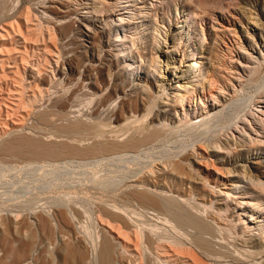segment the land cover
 I'll use <instances>...</instances> for the list:
<instances>
[{"label": "bare ground", "instance_id": "bare-ground-1", "mask_svg": "<svg viewBox=\"0 0 264 264\" xmlns=\"http://www.w3.org/2000/svg\"><path fill=\"white\" fill-rule=\"evenodd\" d=\"M72 2L76 6L83 5L86 8L83 12L97 11L93 1ZM118 2H123V10L110 11L113 15L105 19L106 29L115 34L109 44L114 49L115 61L107 66L108 82L96 84V75L92 76L94 70L88 68L91 59L71 54L69 68L74 69L73 58L78 67L76 78L73 76L75 85L68 89L67 85L72 82H67V87L61 85L62 88L59 86L61 79H58L61 93L57 92L49 105L41 109L39 96L41 98L44 90L52 85L46 70L36 64L29 65L22 56L24 53L19 60L9 53V56L0 57V66L7 64L8 68L0 77V120L2 132L11 135L0 143V153L52 159L94 158L92 162L78 164L84 166L79 174L84 175L86 183L82 181L80 185L77 179L74 180L77 185L74 181L73 185H68V181L65 186L60 183L53 189V192L62 193L66 200L56 194L50 202L46 200L49 203L45 201L39 211L31 208L26 220H19V215L18 221L11 222L14 226L10 222H0V264H264V210L258 208L264 197L254 201L251 196L252 192L264 196V179L248 163L252 158V144L264 143L261 138L264 135V86L257 88V99L249 110L233 114L235 120L226 124L228 127L221 136L203 141L193 139L190 148L174 152L164 150L159 157L149 152L184 133L195 138L202 135V138L210 130V121L228 115L224 110L230 106L246 72L255 68L260 56L264 59V32L260 31L255 39L249 31L250 28L256 31L258 26L264 28L260 14H252L251 7L248 13L240 11L236 18V13H229L251 37V46L247 51L244 40L238 37L235 20H229L228 25L223 26L227 41L220 37L222 35L218 37L230 52L228 60L221 61L214 45L196 46L192 41L184 46L180 55L178 47L183 40H189L192 32L194 40L198 36L194 35L195 28L190 32L186 26L188 18L178 16L177 7L175 27L178 31L171 32L163 25L158 26L156 9L151 13L145 4L137 5V0L105 1V4L113 8ZM185 10L183 14H196L192 9ZM143 15L154 18V25L148 28L152 33L150 46L145 37H142L143 45H137L133 37L138 28L133 20ZM160 22L163 24L164 19ZM17 29L20 31V26ZM48 48L43 44L39 49ZM192 49L197 50L199 56L196 57ZM234 50L238 53L244 50V60L236 58ZM61 73L69 79L65 70ZM58 86L54 85L55 90ZM82 99L85 105L94 102L90 110L87 108L89 112L82 111L83 101L80 106L72 104ZM216 106L221 109L214 111ZM13 113L22 119L33 116L35 127L52 128L55 136L66 139L45 143L42 139L26 136L22 134L23 124L10 119ZM215 126L219 129L218 125L212 128ZM238 148L244 149L246 157L237 151ZM262 154L255 155L258 167L264 168ZM70 163L47 162L41 167H63ZM72 164L73 167L75 164ZM31 165L29 161L21 167ZM79 195L86 197L84 202L82 196L80 205L93 199L95 222L91 218L92 222L86 220V225L93 223L99 227L94 235L86 228L88 226L79 223L83 209L87 215L81 214L85 218L92 214L87 213L90 212L86 209L90 206L85 207L88 203L78 211L75 199ZM17 213L13 217L18 218ZM76 224H81L86 234L77 236L76 229L80 226ZM59 233L63 237L61 240L57 239ZM43 240H52L54 245L51 241L52 247H41Z\"/></svg>", "mask_w": 264, "mask_h": 264}, {"label": "rangeland", "instance_id": "rangeland-1", "mask_svg": "<svg viewBox=\"0 0 264 264\" xmlns=\"http://www.w3.org/2000/svg\"><path fill=\"white\" fill-rule=\"evenodd\" d=\"M88 1L94 2L95 6L97 8V11L88 12V13L83 12L84 11L83 9H86V8H83V5L76 6L75 2H72V0H0V57H5V55L9 56V54H10L11 57H14V59L18 58V60H19L20 59L19 57L24 53L22 56L26 57L27 61H29L28 62L29 65L31 63L36 64V65H39L41 68H44L46 70V72L49 75V80H51L49 83H52V85H50V87H48L49 88L48 90H46V91L44 90V92L41 94L42 95L41 98L39 96L38 104L40 105L39 108H41V109L46 108L49 105V103L51 102L50 99L52 100L55 97V95L57 94V92H58V94H59V92L61 93L62 88H63L61 85L66 86L68 83L70 84L72 82L71 83L72 85H67L69 87L66 86L68 89L73 88V85H75V82H76L75 76L78 72V67H77V64L74 63V62H76V59L73 58L74 61L72 62V64L74 66V69L71 70L69 68L68 59H70L71 54H73L75 57L78 54L84 60H87V59L90 60L91 59L92 63H90L88 68L92 72L94 70V72L92 73V76L96 75V78H97V80L95 81L96 84L102 83L103 81H106V82L109 81L108 75H109L110 71H109L107 66H108V64H111V66H112L113 62L115 61L114 49H112L111 46H109V44L111 42V39L115 36V34L113 31H109L106 29L105 19L108 20L109 19L108 17L110 15H113L111 13L112 11L121 12V10H123L122 9L123 2H118L113 6V8H110L105 4V1L106 2H113L114 0H105V1L104 0H88ZM159 1H163V3L161 4V2H159ZM185 1L186 0H137V5L145 4L146 10H150L151 13H153L152 12L153 8L156 9L157 10V18H158V26L163 25L165 27V29L169 28V31H171V32L178 31L177 28L175 27L176 26V23H175V17H176L175 16V8L176 7H177L178 12H180V14L178 15L179 17L185 16L188 18L186 26L189 27L190 32L192 31L191 29L195 28L194 35L197 34L198 39H196V40L193 39V36H191V35H193V32L190 34V36H189L190 38L187 41L183 40L186 38L184 36L182 38L183 43H181L180 47H178V49L180 50V55L184 51V46H188L189 42L192 41V42H194V44L196 46L214 45L216 48L217 58L221 61H227L229 58L230 52L227 48H225L223 46L222 40L219 38L223 37V39L225 41H227V35L223 31V26L228 25L229 20H231V21L235 20L234 26H235L236 30L238 31L237 32L238 37L241 40H244V42H243L244 47H246L247 51L248 50L250 51L251 42H249V40L251 41V37H249L246 34V32L243 31L242 24H240L238 22V20L236 21V19H235L236 17H239L238 15H240V13H241L240 11L248 13L249 11L247 9H249L250 7H251V10H253V11H251L252 14H256V13L260 14L261 25L264 26L263 25L264 24L263 23L264 22V8H262L264 5V0H192V2H191V0H187L186 3H185ZM251 2H252V4H251ZM243 5H244V7L246 5H248V6H246L244 9V7H242ZM1 6H2V10H1ZM22 6H24V7H22ZM57 7H60V8H57ZM185 7H187V8H185ZM3 8H4V10H3ZM183 9H186V10L192 9L195 11L196 14L191 15V16L187 15V14H183V13H186L184 11L182 13ZM43 10L45 12L47 11V13L45 15L42 12ZM68 10H69V12H68ZM206 10H208L209 12ZM204 12L208 13L209 15L205 14ZM230 12H232L233 15L236 13L235 18L230 16V14H229ZM197 13H201V15H199ZM203 14H205V15H203ZM66 15H68V17ZM181 15H183V16H181ZM6 16H8V17H6ZM168 16H170L169 21L167 20ZM63 17H64V19H63ZM80 17H84V18H82L83 20ZM52 19H54V20H52ZM163 19H164V23L160 24V23H162V22H160V20H163ZM9 20H11V21H9ZM66 20H68V21L65 22ZM133 22L136 23V26H138L137 32L133 34L134 35L133 37L136 40L137 45H140V44L143 45L144 43H142V42H144V40H142V37H145V39H148L147 46H150L151 42L149 40L150 39L149 35H152V33H150L148 28H152V25H154V18H152L150 16H144L143 15V16H139V17L134 18ZM219 22H220V24H219ZM182 23H185V22H182ZM66 25H70L71 28L65 27ZM88 25H90V26H88ZM19 26L21 28L20 31L17 29V27H19ZM186 26L182 28L183 31L185 30ZM77 29H82V31L77 30ZM249 31L251 33H253V35H254L253 37L255 39H258L260 31L264 32V28H261L260 26H258L256 28V31H253V29H251V28ZM147 32H149V33H147ZM80 34H82V35L80 36ZM88 35H90V38L88 37ZM136 35L139 37H135ZM178 35L179 34H177V37H178ZM220 35H222V36H220ZM23 36L27 37L28 40H27V38H24ZM136 38H138V39L141 38V40H137ZM30 40H32V41L37 40L38 42L34 41L35 43H37V44H35ZM215 40L217 41L216 43H214ZM29 41H30V43H29ZM43 41H45V42H43ZM169 41L170 40L168 39V44L170 47L171 43ZM31 42H32V44H31ZM42 43L48 45L49 48L46 49L48 52L46 50L43 51L42 49H39L43 46ZM261 46H263V43L261 44ZM31 47H32V49H31ZM98 50H100V54L98 53L99 52ZM105 50L108 52H106ZM15 51H17V52L14 54ZM19 51H22V52H19ZM193 51L195 52L196 57L199 56L200 53L198 54L197 50H193ZM11 52H12V54H11ZM185 53H187V52H185ZM226 54L228 56H226ZM233 54L236 55L235 56L236 58L240 57L239 60H244V56H245L246 52H244V50H240V53H238L237 51L234 50ZM188 56H189V54H188ZM226 57H228V58H226ZM198 59L200 61L204 60V58H198ZM258 60H259V63L255 64V68L252 69L250 72H246V76L244 77L240 86H238V90L234 94L232 101L230 103V106L228 107V109L225 108L224 113L228 112V115H225V117L221 116L216 120L210 121V123H209V129L210 130L207 131L208 132V133H206L207 135L206 134L203 135L202 138H201L202 135L199 138H195V136L190 135V133H184V134L178 135L176 138L172 139L171 142H168L165 146L154 147V149L152 148L149 151L152 154V156L159 157V155H161L164 152V150L174 152L177 150L178 151L181 150V148L182 149H185V148L188 149V148H190L189 146H191V142L193 139H202V141H203L204 139H210V138L212 139L214 137L221 136L223 133H225V130L228 127V125H226V124H229L230 122H232L233 114L239 113V112H241V114H243L245 112L244 109H246V111L249 110L252 106L253 101L257 99L256 95L260 89V86L261 87L264 86V59L260 56ZM262 60H263V62H262ZM5 65H7V64H3V67L0 66V75H1L0 77H3L2 76V75H4L3 71L6 72L8 70V68ZM4 67H5V69H1ZM86 68H87V66H86ZM64 70H65V72H67V74L70 75L69 79L66 75L61 73V71H64ZM112 71H115V69L113 68ZM51 72H53L54 74L56 73V74L54 75ZM71 78H72V80H71ZM233 78L234 77H231V79H233ZM58 79L59 80L61 79L60 80L61 84L59 83ZM69 80H71V81L69 82ZM53 83H55V84H53ZM58 84H60L59 86L62 88H60L58 86ZM54 85L56 87L58 86V88H57L58 91L55 90L56 87L54 88ZM70 86H72V87H70ZM258 87H259V89H257ZM59 88H60V90H59ZM256 91H257V93H256ZM68 93H69V91H68ZM253 95H254V97H253ZM48 97H50V98H48ZM115 98H116L115 102H117L118 99L116 96L114 97V99ZM250 98H251V100H250ZM77 101H73L72 104H74V106H80L82 104L81 101H83V103H84L83 99L80 100V102L78 101L77 104L74 103ZM92 103H94V102L92 101ZM92 103H89L86 105H85V103L82 104V106H81L82 111H83V109H84V111L85 110L87 111L88 109L90 110L93 107L92 105H94ZM41 104H43V105H41ZM258 104H260V103H257V105ZM83 106H84V108H82ZM74 108L77 109L79 107H74ZM72 109H73V107H72ZM220 109H221L220 106H219V108H218V106H216L214 111H217ZM89 110L87 112H89ZM18 113H20V112H18ZM11 117L13 118V120L15 119L14 121L18 120V121H20V123L23 124L24 127L22 130V134H25L26 136H29V137H32L35 139H42L43 141H45V143L62 142L64 139H66L65 136H55L56 132L52 128H49V127L37 128V127H35L34 123H33V116H26L25 118L22 119V118H20L19 115L17 116V114H14V115L10 116V119H12ZM233 120H235V119H233ZM1 122L2 121L0 120V143L3 142L4 140L8 139L11 136L9 133L2 132L4 128H3V123H1ZM213 125H218L219 129H217L216 126L214 128H212ZM221 125H222V127H221ZM224 125H226V128H224L225 127ZM261 138L264 139V135ZM252 146L253 147H251V151H250V156L252 154V158H251V160H249L248 163L251 164L254 172L259 174L260 177L262 179H264V168L258 167V162H257L258 158H256V155H255V154L261 155L262 153H263L262 155H264V152H263L264 151V143L259 144V145L258 144H255V145L252 144ZM254 146H257V147H254ZM166 147H168V148H166ZM237 151H240V154L244 155L246 157L244 149L238 148ZM0 154H1L0 155V219H1L0 222L1 221L10 222L11 225H13L11 223L12 220L14 222L18 221L19 215H20L19 220H21V219L23 221L26 220L27 219L26 215H27V213H29V211L31 212V210H30L31 208H34L35 211H39L40 209H42L40 207L44 206V204H45L44 202L46 200L50 202L52 200L51 197H56V194H57V196L64 198V195L62 193H61L62 194L61 195L59 193L53 192V189H55L57 187V185H59L60 183H62L65 186L67 184V182L69 181L68 185H71L72 181L77 180V179H78L77 182L78 183L80 182L79 183L80 185H81V183H84L82 181H85V183H86V180L83 178L84 175L79 174V172H83L84 166L83 167L81 166L82 167L81 168L78 166V164L89 163V162H92L94 160V158H91V157L85 158V157H78V156L77 157H60L57 159H52V158L47 157V156H40V158L39 157H29V156L21 154V153H18V154L15 153L13 155L12 154L9 155L8 153H0ZM223 160H225V158ZM29 161L32 162V165H31L32 167L31 166L23 167V168L21 167L22 165L26 164ZM57 161H62V162L64 161V162H71V163L69 166H63V167H55V166H45V168L41 167V165H44L47 162L55 163ZM71 164L72 165L75 164L73 166L74 168L71 166ZM101 167H103V166H98L99 169H101ZM79 177L82 178L81 181H80ZM73 183H76V182L74 181ZM76 185H77V183H76ZM80 185H78V186H80ZM247 190L249 191V189H247ZM251 194H252L251 195L252 199L254 201L259 200V199L264 197L259 192H252ZM82 196H80L79 198L77 197V199H75L77 202L76 203L77 206L75 204L76 208L78 207V211L80 212L86 206H90L91 208L86 207L87 210L90 209V212H87V213H89L88 215H90V213L93 214L92 210H93L94 204H91L93 202V199L89 198V200L90 201L92 200V201L89 203L86 202L89 205H87L86 203H85L86 204L85 205L82 202V204H81L82 206H81L80 203L82 201L81 199H83ZM64 200H66V199L64 198ZM87 200H88V198H87ZM47 201H46V204L49 203ZM85 201H86V197H84V202ZM262 202H263L262 205L258 208L264 210V198H263ZM78 204L81 206L80 208H79ZM84 205H85V207H84ZM84 210L85 209H83L82 212H80V215H82L81 216L82 218L79 216V219H81V220H79V221H81L79 223H81L83 225L85 224L84 225L85 227L88 226L86 228H88L90 230V232L94 235L96 233L97 229L99 230V227L97 228L96 224H93L95 222L94 214L93 215L91 214L92 217L90 216V218L88 216H87V218H85V216L87 214H85V212H83ZM16 212H19V213H17L18 218L13 217ZM81 213H83L85 216ZM13 218H15V220ZM91 218L93 219V223H92L93 225L91 223H90L91 225L89 223L86 225V222L88 220H89V222H92ZM76 219H78V216ZM76 219H75V223L77 222ZM81 224L80 225L78 224L80 227L76 224V226H78L80 228V229H76L77 236L78 235L82 236V235L86 234V232H84V229L82 228ZM74 226H73V228H74ZM72 230L74 232V229H72ZM74 235L75 234H73V236ZM75 237H72V238L76 239ZM58 238L60 240L63 239V237H61L60 233L57 235V239ZM51 241L43 240V243H40V246L41 247H44V246L52 247L54 245V242L52 241L53 242V245H52ZM0 254H1V252H0Z\"/></svg>", "mask_w": 264, "mask_h": 264}]
</instances>
